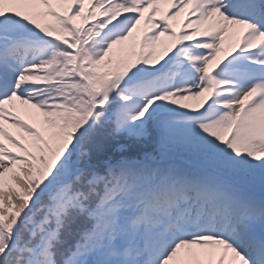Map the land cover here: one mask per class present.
I'll return each instance as SVG.
<instances>
[{"label":"snow or ice","instance_id":"1","mask_svg":"<svg viewBox=\"0 0 264 264\" xmlns=\"http://www.w3.org/2000/svg\"><path fill=\"white\" fill-rule=\"evenodd\" d=\"M0 264H264V0H0Z\"/></svg>","mask_w":264,"mask_h":264}]
</instances>
